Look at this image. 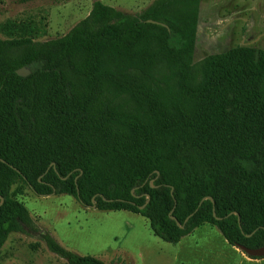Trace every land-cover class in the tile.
<instances>
[{
  "label": "trees",
  "instance_id": "16d2710c",
  "mask_svg": "<svg viewBox=\"0 0 264 264\" xmlns=\"http://www.w3.org/2000/svg\"><path fill=\"white\" fill-rule=\"evenodd\" d=\"M92 1L60 37L0 38V249L23 232L67 264H112L41 231L12 196L17 181L139 214L168 243L206 223L231 246H264V49L194 62L200 0L136 15Z\"/></svg>",
  "mask_w": 264,
  "mask_h": 264
},
{
  "label": "rangeland",
  "instance_id": "374dc122",
  "mask_svg": "<svg viewBox=\"0 0 264 264\" xmlns=\"http://www.w3.org/2000/svg\"><path fill=\"white\" fill-rule=\"evenodd\" d=\"M92 0H0V38L27 36L36 41L67 33L85 18ZM136 15L153 0H101ZM193 61L238 45L264 49V0H200ZM77 86L76 76L67 72ZM12 196L29 211L36 226L63 247L112 264H264V257L239 259L219 230L202 224L178 243L155 236L148 220L127 211L81 207L69 195L38 196L21 181ZM235 249V248H234ZM0 264H67L37 235L13 232L0 249Z\"/></svg>",
  "mask_w": 264,
  "mask_h": 264
},
{
  "label": "water",
  "instance_id": "95a60500",
  "mask_svg": "<svg viewBox=\"0 0 264 264\" xmlns=\"http://www.w3.org/2000/svg\"><path fill=\"white\" fill-rule=\"evenodd\" d=\"M147 22L157 23L154 20L148 19ZM30 71L25 67H20L16 70V74L20 76H27ZM239 248L244 254L250 257H264V246L258 248H248L244 245H238Z\"/></svg>",
  "mask_w": 264,
  "mask_h": 264
},
{
  "label": "crops",
  "instance_id": "0c3cea01",
  "mask_svg": "<svg viewBox=\"0 0 264 264\" xmlns=\"http://www.w3.org/2000/svg\"><path fill=\"white\" fill-rule=\"evenodd\" d=\"M181 241V240H180ZM179 241V242H180ZM224 241H225V239H224ZM178 243V242H177ZM227 243V242H226ZM228 244V243H227ZM229 245V244H228ZM230 250H233L235 253H237L238 254V257H239V259H241L242 260V257H245L246 258V254H244L239 248H237V247H235V246H231V245H229V247H228ZM235 248V249H234ZM246 255V256H245ZM248 257V256H247ZM249 258V257H248ZM251 259H253V258H251ZM257 259H259V258H257Z\"/></svg>",
  "mask_w": 264,
  "mask_h": 264
}]
</instances>
